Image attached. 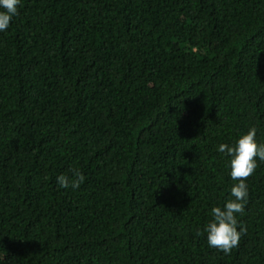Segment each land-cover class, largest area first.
Returning a JSON list of instances; mask_svg holds the SVG:
<instances>
[{
	"label": "trees",
	"instance_id": "trees-1",
	"mask_svg": "<svg viewBox=\"0 0 264 264\" xmlns=\"http://www.w3.org/2000/svg\"><path fill=\"white\" fill-rule=\"evenodd\" d=\"M252 126L264 143V0H20L0 32V264H264L259 158L238 247L204 232L236 183L218 146Z\"/></svg>",
	"mask_w": 264,
	"mask_h": 264
},
{
	"label": "clouds",
	"instance_id": "clouds-1",
	"mask_svg": "<svg viewBox=\"0 0 264 264\" xmlns=\"http://www.w3.org/2000/svg\"><path fill=\"white\" fill-rule=\"evenodd\" d=\"M19 4L20 0H0V32L8 30L13 17L18 14ZM256 133V127L252 126L234 144L222 143L218 146V150L229 157L230 176L236 183L231 187V198L223 206L211 209L213 218L204 227V232L209 247L225 255L238 247L241 235L246 233V226L238 222L236 214H244L248 197L245 181L256 170L257 158L264 161V143L257 142ZM69 173L57 176L58 185L61 188H79L85 176L76 168H70Z\"/></svg>",
	"mask_w": 264,
	"mask_h": 264
}]
</instances>
